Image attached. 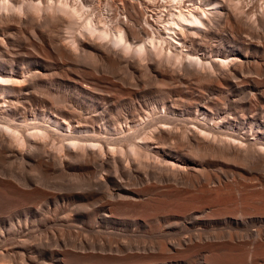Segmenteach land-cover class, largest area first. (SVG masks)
Returning a JSON list of instances; mask_svg holds the SVG:
<instances>
[{
    "label": "bare ground",
    "instance_id": "bare-ground-1",
    "mask_svg": "<svg viewBox=\"0 0 264 264\" xmlns=\"http://www.w3.org/2000/svg\"><path fill=\"white\" fill-rule=\"evenodd\" d=\"M115 1L0 0V165L38 175L3 166L0 192L87 186L43 215L58 238L0 232V264H264V0ZM93 57L130 82L79 75Z\"/></svg>",
    "mask_w": 264,
    "mask_h": 264
},
{
    "label": "rangeland",
    "instance_id": "rangeland-1",
    "mask_svg": "<svg viewBox=\"0 0 264 264\" xmlns=\"http://www.w3.org/2000/svg\"><path fill=\"white\" fill-rule=\"evenodd\" d=\"M113 1H115V0H113ZM120 1H123V0H116L115 2H120ZM157 10H158V8H156ZM155 10V9H154ZM154 10H152L150 13H153V11ZM156 12V13H155ZM154 13H155V15H157V11H154ZM153 13V14H154ZM23 31V32H22ZM21 32H13L14 33V37H12V39H14L15 41H16V43L15 44H20L21 46H22V48L21 47H15V49L16 50H18V49H20V53H21V57L22 58H24V59H26V58H30V57H32V58H37V59H41V57L42 58H44V56L45 55H47V53H48V50L45 48H43V47H38V45H34V44H39V41H38V37H39V35H38V33H37V31H34V34H33V32H31V30H22ZM30 32V33H29ZM35 32H36V34L38 35V37L37 38H34L33 36H35ZM33 35H32V34ZM47 34V31H44V34ZM51 33H53L54 34V32H50V34H49V32H48V36L49 35H51L52 36V34ZM13 35V34H12ZM36 35V36H37ZM50 36V37H51ZM52 37H54V35L52 36ZM28 41V42H27ZM30 45H32V46H30ZM64 45H66V44H64ZM68 48H67V47ZM65 47L67 48V49H69V52H70V49H71V47L69 46V45H66ZM70 47V48H69ZM41 48H43L44 49V51L41 49ZM73 50V49H72ZM45 53V55H44V53ZM72 52H74V50L73 51H71L70 53H72ZM79 53V52H78ZM23 54H26V55H23ZM73 54V53H72ZM80 54V53H79ZM43 55V56H42ZM24 56V57H23ZM38 56H41L40 58L38 57ZM84 58H81V59H78V62H79V71H78V74L80 75V73H81V71H82V73H81V75H84L85 74V76H87V75H92V76H97V77H108V78H126L125 80H127L128 79V77L132 74V70L130 69V68H128V69H126L125 67H123V66H121L118 70H116L115 72H113L112 73V71L110 70V69H108L107 68V66H105V64L102 62V61H100V60H98L96 57H93V59L92 58H90V59H88V58H85L84 60H83ZM95 59V60H94ZM263 58H259V60H261L260 62L262 63V62H264V60H262ZM62 61V62H61ZM91 61V62H90ZM88 62V63H87ZM98 62V63H97ZM54 63H56V62H54ZM63 63V64H62ZM58 64V65H57ZM55 65H57V66H53V68H55V71L56 72H58L59 74H62V73H64V71H65V73L66 72H68V71H70V69H71V66L70 65H68L67 64V62L65 61V60H58L57 61V63L55 64ZM69 66V67H68ZM87 67V68H86ZM66 68H68V70L66 69ZM125 68V69H124ZM65 69V70H64ZM122 69V70H121ZM131 70V72H129L130 70ZM83 70H84V72H83ZM109 70V71H108ZM128 71V72H127ZM116 73V74H115ZM128 73H130V75L128 74ZM136 74V75H135ZM134 75L135 76H137L138 75V73H135ZM116 75H118V76H116ZM128 75V76H127ZM125 76V77H124ZM252 77L253 78H255V76L254 75H252ZM112 78V79H113ZM127 81H129V79L127 80ZM130 82V81H129ZM5 168L3 169V166H1L0 165V169H1V171H2V169H3V172H5V170H6V172L8 173V170H9V174H11L10 173V171H12V173H13V175H19V174H21V175H25L26 177H23V178H25V179H28V178H30V179H28V180H31V181H34L36 178H35V176L37 177L38 175H37V173L35 172L34 173V171L32 172L31 170H30V168L29 167H25L24 169H22V170H20L21 168H23L22 166H21V168H20V166H18L17 164V166L13 163L12 165L9 163V165H8V162H7V164L6 163H4V164H2ZM7 165V166H6ZM10 165L12 166V167H10ZM2 167V168H1ZM8 167H10V168H8ZM17 167V168H16ZM19 167V168H18ZM12 168H13V170H12ZM15 168V169H14ZM8 169V170H7ZM18 169V170H17ZM14 170H15V172H14ZM27 170V171H26ZM25 171V172H24ZM25 173V174H24ZM21 175L19 176V177H21ZM54 175L55 174H53L52 176H53V178H52V176L47 180L48 182L46 183V181H44L43 183H41L39 186L41 187V188H43V185H44V183H46L45 184V187H44V190H45V192H47V194H48V198L46 199V198H44V197H38L39 198V200H38V198H35V200H13V199H11V198H8V200L6 199L7 198V196L6 195H4V194H2L1 192H0V202H1V204H0V232L3 234V235H5L6 233H7V227H9V226H11V225H13V223H14V225H19L20 227L22 226H26V224L28 223V228H30L31 226V224H32V227H33V224H34V229L35 230H37V231H35L34 229H32V227L30 228V229H32L33 230V232L35 233H33L30 229H28L27 228V226H26V228L30 231V234H29V237L27 236L25 239H27L28 238V240H26L27 242H30V240L33 238V236H38V235H40V241H39V238L36 240L35 239V241L34 242H39V243H42L43 242V244H45L46 242H48V241H50V235H53L54 236V238H53V236H51L52 237V239H55V235H57V237L56 238H58L59 237V235H60V233L56 230V226L54 225V224H50V223H45L42 219H44L45 217L44 216H46V215H44V214H46L45 212H47V211H51L50 213H48L49 215L51 214V216H55V214L56 213H54L55 212V210L53 209L55 206H53L54 204L55 205H57L56 204V200L58 199L59 200V197H60V195H61V197L63 196H66L68 193L69 194H71V195H73L72 193H77L76 191H78L77 190V188H79V186L81 187V188H79V191H80V189H85L87 186L86 185H83V184H81V185H83V187L85 186V188H83L80 184L78 185L77 183H78V181H77V179H75V177L73 178V180H74V182H73V180H72V178L71 177H69V179H67L66 177V179L64 178V177H58L57 175L54 177ZM31 176V177H30ZM34 178H33V177ZM33 180H32V179ZM59 178V179H58ZM64 179V180H63ZM36 180H38V179H36ZM36 180H35V182H36ZM70 182H69V181ZM72 180V181H71ZM50 181V182H49ZM68 181V182H67ZM76 181H77V183H76ZM65 182V183H64ZM76 183V184H75ZM80 183V182H79ZM75 184V185H74ZM37 186H38V184H37ZM38 186V187H39ZM68 186V187H67ZM71 186H76V190L74 191L73 190V187H71ZM66 187L68 188V189H66ZM70 187V188H69ZM40 188V189H41ZM63 189H64V191H63ZM71 189H72V191H71ZM43 190V189H42ZM65 190H67V192L65 191ZM61 192H62V194H61ZM63 192H65V193H63ZM67 193V194H66ZM56 194V195H55ZM58 194V195H57ZM64 194V195H63ZM66 194V195H65ZM6 196V197H5ZM57 196V197H56ZM50 197H52V198H50ZM5 198V199H4ZM42 198V199H41ZM7 200V201H6ZM37 200V201H36ZM105 201V199H102L100 202H102V204H103V202ZM2 201H4V202H2ZM12 201V202H11ZM55 201V202H54ZM58 203H60V204H64V205H66L67 204V212L66 213H64V214H66V215H68V212H69V210L72 208V209H74V212H69V215H70V213H72L71 214V216H73V218L71 217V216H69V217H71V221H73V224L75 223V224H80V223H82L81 221H83L84 219H83V217L86 215V210H82V209H77V207H76V205L75 204H77L74 200H72V199H70L69 200V203H66V202H68L67 201V199L65 198L64 199V201H57ZM73 202V203H72ZM6 203V204H5ZM8 203H11V204H8ZM75 203V204H74ZM8 205V206H5V205ZM101 203H99V205H100ZM101 204V205H102ZM98 205V206H99ZM3 206H5L4 208H3ZM71 206V207H70ZM75 206V207H74ZM74 207V208H73ZM100 207V206H99ZM56 208V207H55ZM40 209V210H39ZM42 210V211H41ZM77 210V211H76ZM32 211V212H31ZM79 211H81V212H83V213H81V212H79ZM86 211V212H85ZM41 213V214H40ZM53 213H54V215H53ZM81 213V214H80ZM78 214V215H77ZM12 215V216H11ZM42 215V216H41ZM44 215V216H43ZM81 215V216H80ZM28 218H27V217ZM9 217V218H8ZM34 217V218H33ZM40 217H41V220H40V222H39V220H38V218L40 219ZM66 216L64 215L63 216V218H65ZM13 218V219H12ZM25 218V219H24ZM37 220L38 222H36V221H31V220ZM67 219H68V217H67ZM70 219V218H69ZM24 220V221H23ZM9 221H11L10 223H9ZM18 221V222H17ZM21 221H23L22 223H24V224H22L21 223ZM29 221H31V223H29ZM41 221H43V223L46 225H44ZM34 222V223H33ZM35 222L37 223V225L35 224ZM18 223V224H17ZM42 224V226H41V224ZM11 224V225H10ZM41 227H40V226ZM51 226V227H50ZM54 226V229L52 230L51 228ZM36 227H38V228H41V229H37ZM4 229H6V230H4ZM52 230V231H48V230ZM2 230H3V232H2ZM46 231V232H45ZM53 231H55V233L53 232ZM56 231H57V233H56ZM49 232H51V233H49ZM52 232L54 233V234H52ZM0 233V234H1ZM59 233V234H58ZM42 234V235H41ZM47 234H48V236H49V238H47ZM31 235V236H30ZM44 235V236H43ZM46 235V236H45ZM35 238V237H34ZM34 238H33V240H34ZM48 240H47V239ZM20 239H24V237H20ZM45 239V241H42V240H44ZM51 239V240H52ZM33 240H31V242L33 241ZM30 242V243H31ZM34 242H32L31 244H34ZM45 242V243H44ZM37 243H35V244H37ZM54 248V247H53Z\"/></svg>",
    "mask_w": 264,
    "mask_h": 264
}]
</instances>
